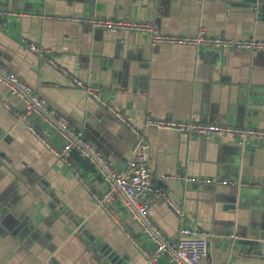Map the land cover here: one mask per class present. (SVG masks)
I'll list each match as a JSON object with an SVG mask.
<instances>
[{
  "label": "crops",
  "instance_id": "1",
  "mask_svg": "<svg viewBox=\"0 0 264 264\" xmlns=\"http://www.w3.org/2000/svg\"><path fill=\"white\" fill-rule=\"evenodd\" d=\"M242 0H0V65L44 97L57 116L81 130L119 172L135 145L128 129L73 79L101 89L102 98L132 122L147 116L264 129V51L256 55L180 45L151 47L144 34L106 31L63 17H105L153 25L166 35L264 38V23ZM41 47L40 56L29 46ZM52 61L50 63L49 61ZM0 84V219L25 221L14 233L0 224V264H106L84 232L127 264H150L153 250L120 206L108 212L94 194L104 189L89 163L55 157L21 121L24 106ZM38 135L60 147L55 129L32 119ZM153 182L167 192L149 214L166 237L183 226L208 235L204 264H264V145L240 147L226 136L207 140L172 129L147 130ZM75 171L81 179L76 177ZM207 177L236 185H183L160 175ZM44 181V182H43ZM87 183L88 188L84 186ZM173 199L179 203L177 206ZM238 237L230 241L229 237ZM157 264H175L161 256Z\"/></svg>",
  "mask_w": 264,
  "mask_h": 264
},
{
  "label": "built area",
  "instance_id": "2",
  "mask_svg": "<svg viewBox=\"0 0 264 264\" xmlns=\"http://www.w3.org/2000/svg\"><path fill=\"white\" fill-rule=\"evenodd\" d=\"M16 14L10 10L0 9V19ZM68 22L88 25L94 29L106 31H127L144 34L149 39L151 47L157 45H180L195 48H215L226 51L244 52L256 55L264 51V38H227L222 35H207L202 29L193 36L166 35L160 33L153 25L144 22H132L122 19L105 17L68 16L62 18ZM30 50L42 56L41 47L30 45ZM50 63L53 62L50 60ZM0 84L8 92L9 99L4 108L11 109V100L20 101L24 109L19 117L24 125L34 132L39 141L58 159L72 166L69 157L74 153L91 165L99 177L104 189L94 194V199L101 209L110 212L113 207L120 206L138 225L144 237L153 245V250L146 253L150 264H157L161 256L167 257L175 264H204L208 257V235L198 232L188 226L179 229L177 237L170 239L156 225L149 214V209L156 199H166L167 192L153 182V173L149 166L150 146L147 140V130L172 129L186 134L189 137L202 136L207 140L219 137H232L240 147L248 145H264V129L251 127H234L219 122L214 124L194 121H177L171 118H154L147 116L140 124H136L123 113L106 102L101 96V89L91 86L78 79H73L74 86L82 89L88 98L104 107L110 115L120 121L135 139V145L127 163V172H119L114 164L103 155L88 139L84 133L63 117L57 116L47 100L30 87L22 78L8 71L0 65ZM32 119L44 123L48 128L55 129L62 138V145L55 147L47 140V132L41 135L35 130ZM76 177L81 179L75 171ZM160 180H173L183 185L196 184L207 186L212 184L236 185L235 181H216L207 177H194L186 175L162 174ZM84 186L88 188L87 183ZM232 235L230 241L237 240Z\"/></svg>",
  "mask_w": 264,
  "mask_h": 264
},
{
  "label": "water",
  "instance_id": "3",
  "mask_svg": "<svg viewBox=\"0 0 264 264\" xmlns=\"http://www.w3.org/2000/svg\"><path fill=\"white\" fill-rule=\"evenodd\" d=\"M232 9L249 11L255 15L257 21L264 23V0H242L240 2L234 3ZM44 182V181H43ZM175 204L179 206V203L176 199H173ZM59 214H65L72 219V222L77 226L78 230L84 235V240L92 245V248L97 252V255L105 261L106 264H127L126 260L121 258L115 251H113L108 245L101 243L100 239L93 238L87 232L85 233L83 228L79 226V222L73 217L70 211L67 208H61ZM12 214H6L2 219H0V224L2 226H10L14 223L12 229L15 232L18 231L24 224L25 221L16 222L14 219L12 222Z\"/></svg>",
  "mask_w": 264,
  "mask_h": 264
}]
</instances>
